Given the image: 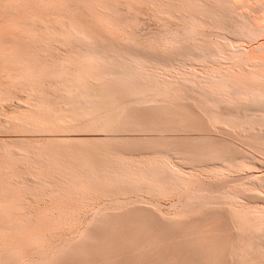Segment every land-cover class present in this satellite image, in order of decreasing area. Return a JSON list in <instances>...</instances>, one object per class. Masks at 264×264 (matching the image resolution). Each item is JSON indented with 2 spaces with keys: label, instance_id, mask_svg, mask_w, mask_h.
<instances>
[{
  "label": "rangeland",
  "instance_id": "rangeland-1",
  "mask_svg": "<svg viewBox=\"0 0 264 264\" xmlns=\"http://www.w3.org/2000/svg\"><path fill=\"white\" fill-rule=\"evenodd\" d=\"M68 30L74 33L69 35ZM195 47L218 54L197 62L178 56ZM92 52L101 61L93 62L89 73L120 69L134 73L153 87L155 98L207 118L227 140L247 150L264 144V130L257 123L250 127L242 120H236L237 126L219 122L203 108L199 96L177 88L174 81L181 76L223 99L222 108L234 111L264 93V0H0V264H122L134 255L118 234L124 218L115 213L124 204L115 202L101 186L80 182L65 166L67 157L85 146L105 159L99 160L100 167L153 163V158L117 156L79 137L61 139V132L35 125L53 122V114L31 107L42 97L58 106L50 84L75 74L79 60ZM260 118L264 122V116ZM239 174L224 178L200 173L204 179L189 181L173 193L161 190L150 198L172 215L176 208L170 207L171 202L180 200L178 207L195 209L197 205L187 204L189 193L214 191L207 199L230 203L236 230L241 227L238 259L264 264L262 249L249 247L244 239L260 232L264 201L252 204L232 197L235 191L241 194L247 189L264 194V163L247 162ZM15 185L22 190L15 192ZM92 210H97L96 215ZM113 244L121 248L110 259Z\"/></svg>",
  "mask_w": 264,
  "mask_h": 264
},
{
  "label": "bare ground",
  "instance_id": "bare-ground-1",
  "mask_svg": "<svg viewBox=\"0 0 264 264\" xmlns=\"http://www.w3.org/2000/svg\"><path fill=\"white\" fill-rule=\"evenodd\" d=\"M69 31V35L74 33ZM217 54V50L195 47L178 53V56L183 61L197 62L211 60ZM100 61V55L88 53L77 63L78 70L75 74L65 80L56 79V82L50 84L58 106L42 97L34 100L31 107L53 114V122H38L35 125L46 131L61 132V139L79 137L94 144L95 148L117 156L127 154L153 158V163L144 161L125 167H100L99 160L105 159H102L100 154L91 152L89 146L77 149L75 156L67 157V173L79 177L80 182L89 187L101 186L106 194L113 196L112 199H117L115 202L124 204V208L115 213L124 220L119 221L120 227L117 224L116 226L120 228L118 234L123 236L125 244L131 245L134 255L126 257L122 264H251L244 258L239 260L241 255H238L240 252L237 254V250L241 245L237 230L241 227L236 230L231 204L210 202L207 199V195L214 191L204 188L209 193H189L187 204L197 205L195 209H189L185 205L178 207L180 200L171 202L170 207L176 208L172 215L164 212L160 207L161 203L151 200L150 196L161 190L173 193L174 190L183 189L189 181L204 179L200 173L218 176L223 174L224 178L225 175L239 177V168L243 164L264 163L257 154L264 156V144L255 143L257 146L254 145L253 150H247L248 148L239 146L238 142L227 140L221 136L219 129L208 123L207 118L195 117L181 106L163 103L161 98H155L153 87L134 73L122 69L102 70L98 74L89 73L92 63ZM119 65L124 67L125 64L121 62ZM174 81L178 83L177 88L183 87L199 96L203 108L213 114L219 122L237 126L236 120H242L250 127L257 123L259 129L264 130V122L260 121V116H264V93H260L251 102L241 104L234 111L229 107L222 108L223 99L205 93L183 77L178 76ZM232 106L235 107L234 104ZM254 120L256 122H253ZM31 179L35 180L33 177ZM261 185L264 186V181ZM13 189L15 192L22 190L20 185H15ZM263 195L256 189H247L241 194L237 190L234 196H231L233 200L244 203H263ZM261 217L260 214L259 219ZM258 224L260 232L249 239L245 236L244 239L249 247H258L264 253V221ZM112 228L114 229V226ZM116 246L118 244L113 246L114 249L107 251L110 256L121 248ZM62 247L61 245V249Z\"/></svg>",
  "mask_w": 264,
  "mask_h": 264
}]
</instances>
